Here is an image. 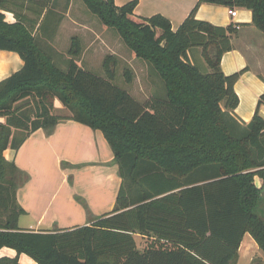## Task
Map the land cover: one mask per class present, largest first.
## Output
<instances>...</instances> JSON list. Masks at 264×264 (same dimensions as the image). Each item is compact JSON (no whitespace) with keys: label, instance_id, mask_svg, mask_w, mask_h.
Here are the masks:
<instances>
[{"label":"trees","instance_id":"16d2710c","mask_svg":"<svg viewBox=\"0 0 264 264\" xmlns=\"http://www.w3.org/2000/svg\"><path fill=\"white\" fill-rule=\"evenodd\" d=\"M5 2L0 0V50L17 53L23 66L0 81V116L6 119L0 122V249L13 248L37 264H236L248 232L264 255V117L259 113L264 93L252 119L240 121L235 84L249 68L226 74L221 67L240 24L220 26L196 17L203 3L249 9L253 25L264 33V0H198L177 30L162 14L137 15L136 0L122 6L115 0H83L156 71L163 93L149 105L113 83L111 56L103 63L106 77L83 68L77 37L67 70L59 67L21 15L13 23L5 20ZM48 2L38 3L46 9L42 22ZM195 47L202 48L209 72L190 60ZM57 98L72 115L54 113ZM31 104L33 114L23 116ZM64 120L103 132L122 178L115 206L86 225L21 230L18 221L26 211L16 191L28 175L4 151L18 149L31 131L52 132ZM12 129L25 134L12 137ZM137 234L153 242L140 250ZM0 264L21 263L18 256H4Z\"/></svg>","mask_w":264,"mask_h":264},{"label":"crops","instance_id":"0c3cea01","mask_svg":"<svg viewBox=\"0 0 264 264\" xmlns=\"http://www.w3.org/2000/svg\"><path fill=\"white\" fill-rule=\"evenodd\" d=\"M197 1L156 0V14L169 18L173 29L177 30ZM230 9L203 3L196 17L220 26L240 24L237 26L238 33L232 38L233 49L223 54L221 67L226 74L249 68L235 84L240 98L235 115L240 121L249 122L260 95L264 93V33L253 25L251 10L238 8L237 15L233 17ZM2 12L7 22H16L12 9H2ZM201 56V47L189 52L190 60L197 65L204 64ZM22 66L23 60L17 53L0 50V81ZM32 107L31 104L23 110L30 112ZM262 112L264 105L259 108L260 115L264 117ZM5 121L4 117H0V122ZM24 134L21 129H15L12 137L20 138ZM4 155L28 175V179L20 182L16 191L17 202L26 211L18 221L21 230L55 231L86 225L90 217L110 211L115 206L122 178L114 153L100 130L76 120L60 121L52 132H47L43 127L31 131L18 149L9 147ZM64 161L70 166L63 165ZM77 164L82 166L72 167ZM255 183L261 187L262 179L256 176ZM4 256H18L21 264H37L27 254H18L10 247L0 249V258ZM258 257H261L260 263H264L263 252L247 232L240 244L236 264H252Z\"/></svg>","mask_w":264,"mask_h":264},{"label":"rangeland","instance_id":"374dc122","mask_svg":"<svg viewBox=\"0 0 264 264\" xmlns=\"http://www.w3.org/2000/svg\"><path fill=\"white\" fill-rule=\"evenodd\" d=\"M44 1L46 0L35 2L32 0H6L4 9H12L15 15L19 14L23 17L26 26L34 32L39 43L51 52L59 67L67 70L71 57L69 50L72 39L77 37L81 47V54L77 61L83 68L106 77L103 63L106 57L111 56L115 62L116 70L113 83L128 91L141 104L149 105L156 99L157 93H163L162 82L152 66L146 60L138 58L125 44L118 32L105 26L96 15L88 10L83 0H49L47 7L49 13L46 20L42 22L46 9L38 3ZM131 1L134 0H115V3L122 6ZM136 1L135 12L139 16L151 17L156 14V0ZM16 18L18 19L17 16ZM41 23L42 27L39 29ZM203 63L199 65L200 68L204 72H209L210 68L205 59ZM25 101L27 100L21 103ZM54 104V113L72 115L71 111L64 107L58 98ZM27 111L23 110L22 115L30 114L31 116L34 108L32 107L30 112ZM13 131L15 129H12V133ZM64 164L70 166L65 161ZM79 166L82 164L72 165V167ZM262 206H264V202ZM258 212L263 215L261 207L258 208ZM136 239L140 250H144L153 242L150 238L140 234L136 235ZM260 259L261 257L256 258V262L252 264H264L260 263Z\"/></svg>","mask_w":264,"mask_h":264},{"label":"built area","instance_id":"2783aa9c","mask_svg":"<svg viewBox=\"0 0 264 264\" xmlns=\"http://www.w3.org/2000/svg\"><path fill=\"white\" fill-rule=\"evenodd\" d=\"M230 14L235 17L237 15V9H230Z\"/></svg>","mask_w":264,"mask_h":264}]
</instances>
